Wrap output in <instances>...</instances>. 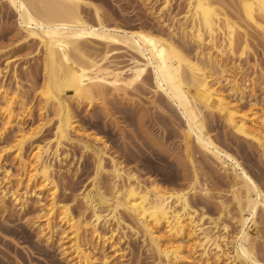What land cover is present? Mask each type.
<instances>
[{
	"label": "bare ground",
	"instance_id": "obj_1",
	"mask_svg": "<svg viewBox=\"0 0 264 264\" xmlns=\"http://www.w3.org/2000/svg\"><path fill=\"white\" fill-rule=\"evenodd\" d=\"M184 1V20L173 17L171 25H162L168 32L157 34L141 27L128 30L109 26L99 6L87 0H5L16 13L25 45L36 43L42 49L39 53L46 77L42 91L46 107L40 109L37 124L27 126L26 118L33 119V113L25 101L18 71L14 68L13 89L6 86L0 69V141L8 134L14 136L12 147L0 148L1 205L11 201L26 212L34 201L37 214L29 226L48 246L58 244L70 264H117L125 257L119 244L127 231L141 236L150 246L155 253L154 264H264L256 255L258 235L253 233L264 212V190L234 155L216 143L207 119L209 114L219 115L235 134L264 152V107L257 106L255 87H249L251 80L243 79L241 60L256 42L264 46V0ZM172 2L163 1L161 18L170 15ZM85 8L92 9L94 22L86 17L90 11ZM179 39L184 45L194 46V54L186 51ZM91 43L106 48L101 56L105 60L113 50L125 49L131 59L143 61L155 88L177 108L185 122L183 134L190 141L187 150L191 143L222 167L237 204V217H232L238 229L234 238L226 235L229 225H220V220L206 225V216L193 207L191 195L194 199L203 195L207 203L212 195L208 188L199 187L196 171L189 189L174 191L155 179L141 181L109 154L101 138L95 139L96 148L86 140L90 136H84L72 103L77 101L80 106L85 99L91 102L96 91L102 92L105 78L98 77L100 72L112 76L117 87L119 81L122 83L114 70L109 72L101 66ZM91 69L99 74H91ZM245 101L250 109L247 113L242 112ZM50 102L53 116L48 110ZM53 122V137L38 140ZM28 143L32 149L26 155ZM65 143L78 145L94 156L95 185L80 194L90 216H76L69 204L59 201L53 161L60 165L66 162L69 154L61 152ZM5 154L14 158L11 167L4 164ZM193 158L189 155L192 165ZM101 176L110 179L108 191L96 183ZM219 205L221 212L230 214L225 203ZM221 228L225 235L220 234Z\"/></svg>",
	"mask_w": 264,
	"mask_h": 264
},
{
	"label": "rangeland",
	"instance_id": "obj_2",
	"mask_svg": "<svg viewBox=\"0 0 264 264\" xmlns=\"http://www.w3.org/2000/svg\"><path fill=\"white\" fill-rule=\"evenodd\" d=\"M87 1L99 6L101 12L106 15L104 16L109 26L119 25V27L128 30L141 27L157 34L168 32L167 28L162 25H164L163 23L171 25L170 19L173 17L176 16V19L184 20L183 17L187 11L184 0H173L170 15L163 14L162 18L160 10L164 0H151V3L146 0ZM84 10L88 9L85 8ZM91 10L89 9L88 12L92 13ZM90 12L85 13L86 15L89 14L85 16L87 18L89 16V21L94 22V15L93 13L90 15ZM161 19H164L165 22ZM256 37L255 41H259V38L256 39ZM179 42L182 46L184 45L182 40L179 39ZM100 44L91 43L89 45L94 52H98H95V55L99 56L97 59L101 66L104 65L103 68L105 67L109 72L114 70V73L120 76L118 78L121 79L122 83L119 81L118 85L120 86L117 87L113 84L115 79L111 78L112 76L108 75L107 77L104 72H100L98 75L97 69H91L93 70L91 71L93 73L90 72L91 74L96 73L98 77L105 78L104 84L101 85V91L104 94L98 90L91 102L85 99L80 106H78L77 101L72 103V108L83 129L84 136H90L86 140L92 148H96L95 139L101 138L108 145L109 154L116 159L118 158L117 160L122 162L126 169L136 173L141 181L155 179L161 185L174 191L189 189L194 174L197 173L200 179L199 183L201 182L199 187L208 188L209 195H212L209 197L210 203L209 201L208 203L204 202L203 195L198 194L199 197L196 196L195 199L191 195L193 207L199 211L201 216H206V225L210 221L211 224L219 220L220 225H229L227 234L223 228H221L220 234L234 238L238 229L232 217H237V204L231 194L230 179L226 173L224 174L222 167L191 143H189L187 150L186 143L189 140L186 141L183 134L185 122L177 108L155 88L152 74L143 61L141 63V60L131 59L130 54L125 49L113 50L114 52L112 51L105 60L102 54L106 52V48ZM257 44L256 42V46L252 47L241 58L246 74L243 73L245 76L243 79L251 80L249 87H255V95L258 98L257 106L264 107V46ZM38 47L36 43L25 45L24 35L17 26L16 13L5 0H0V69L5 74L6 86L9 85L13 89L16 86V81L12 77L14 68L18 71L25 101L30 108L32 107L33 113V119L26 118L27 126L32 125V123L37 124L40 109L46 107V98L42 94L46 77L43 57L39 53L42 49L39 47L38 50ZM183 48L187 49L186 51L190 54H194V46L184 45ZM99 58H103V60ZM96 97L97 99H95ZM247 105L249 104L245 101L242 112H249L250 109ZM50 106L51 102L48 110L49 114L53 116ZM218 116L212 115L211 117L210 114L207 116V119L209 118V130L216 143L234 155L264 190V152L262 153L260 148L251 141L235 134ZM54 122L44 128L38 140L42 138L49 140L53 137ZM13 140V134H8L4 141L3 139L2 142L0 141V148L6 145L5 147L9 149L12 147ZM192 146H194V151ZM31 149L30 143L26 144L25 154L29 155ZM61 152L63 154L68 153L69 156L63 165H60L56 160L53 161L55 162V179L59 185V201L69 204L76 216L83 215V213L85 216H90V212L85 211L86 208L81 201L82 198L80 199V194L85 189H91L95 185L93 182L96 174L94 156L78 145L66 143ZM5 155L6 162L4 164L6 167L15 164L14 158L10 154ZM189 155L194 157L193 162L196 167H193L194 165L188 161ZM106 163L107 168H109L108 159ZM221 175L222 179L220 178ZM100 179L96 183L100 182L102 188L106 189L104 191H108L110 179L107 176H101ZM222 202L228 206L230 214L221 212L222 207L219 204ZM30 203V207L25 212L20 211V207H15L11 201H8L6 206H2L0 199V264H70L62 255L58 244L48 246L41 240L37 231L30 227L29 222L35 219L38 208L34 201ZM3 207L7 208H5L7 212ZM263 213L261 212L258 218V230L255 229L253 233L257 232L258 235L254 243L256 255L264 262ZM127 234L126 238L122 239L123 241L121 240V244H119L125 257L119 260L117 264H154L155 253L148 244L144 243L143 238L131 231H127ZM230 240L233 241L232 238ZM221 244L224 249L227 248H225V242ZM107 251L111 253L110 249Z\"/></svg>",
	"mask_w": 264,
	"mask_h": 264
}]
</instances>
